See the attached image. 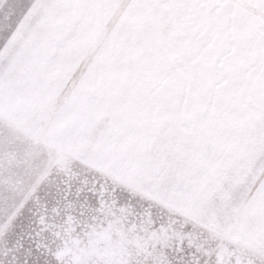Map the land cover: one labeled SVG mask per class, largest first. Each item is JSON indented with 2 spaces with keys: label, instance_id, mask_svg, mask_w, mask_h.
<instances>
[{
  "label": "snow or ice",
  "instance_id": "1",
  "mask_svg": "<svg viewBox=\"0 0 264 264\" xmlns=\"http://www.w3.org/2000/svg\"><path fill=\"white\" fill-rule=\"evenodd\" d=\"M0 264H264V0H0Z\"/></svg>",
  "mask_w": 264,
  "mask_h": 264
}]
</instances>
